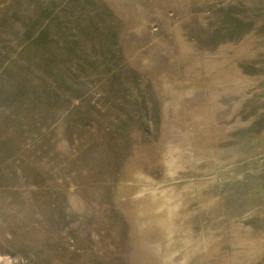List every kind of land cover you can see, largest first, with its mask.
<instances>
[{
  "label": "rangeland",
  "instance_id": "374dc122",
  "mask_svg": "<svg viewBox=\"0 0 264 264\" xmlns=\"http://www.w3.org/2000/svg\"><path fill=\"white\" fill-rule=\"evenodd\" d=\"M0 264H264V0H0Z\"/></svg>",
  "mask_w": 264,
  "mask_h": 264
},
{
  "label": "bare ground",
  "instance_id": "6f19581e",
  "mask_svg": "<svg viewBox=\"0 0 264 264\" xmlns=\"http://www.w3.org/2000/svg\"><path fill=\"white\" fill-rule=\"evenodd\" d=\"M145 213V212H144Z\"/></svg>",
  "mask_w": 264,
  "mask_h": 264
}]
</instances>
